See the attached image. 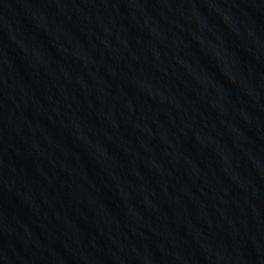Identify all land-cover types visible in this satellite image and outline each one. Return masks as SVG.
<instances>
[{
	"label": "water",
	"instance_id": "1",
	"mask_svg": "<svg viewBox=\"0 0 264 264\" xmlns=\"http://www.w3.org/2000/svg\"><path fill=\"white\" fill-rule=\"evenodd\" d=\"M0 264H264V0H0Z\"/></svg>",
	"mask_w": 264,
	"mask_h": 264
}]
</instances>
